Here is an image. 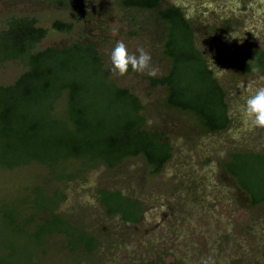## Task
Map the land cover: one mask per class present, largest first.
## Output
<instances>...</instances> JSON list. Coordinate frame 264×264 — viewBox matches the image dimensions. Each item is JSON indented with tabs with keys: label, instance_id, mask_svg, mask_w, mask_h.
I'll use <instances>...</instances> for the list:
<instances>
[{
	"label": "rangeland",
	"instance_id": "obj_1",
	"mask_svg": "<svg viewBox=\"0 0 264 264\" xmlns=\"http://www.w3.org/2000/svg\"><path fill=\"white\" fill-rule=\"evenodd\" d=\"M79 2L83 16L78 21L70 14L72 8L50 0H0V28L10 15H34L49 29L41 48L92 39L111 68V51L123 41L130 54L138 55L143 48L151 55L156 75L166 72L156 36L148 29L130 33L131 20L118 0ZM163 3L184 10L209 63L212 59L224 69L219 79L228 91L232 125L221 132L206 131L188 114L164 106L162 89L151 88L146 73L112 72L121 85L142 96L149 124L166 132L173 157L158 173L143 157L128 158L113 169L104 164L87 167L81 159L53 165L35 160L12 167L0 164V264H264V202L251 205L223 168L232 151H264V128L246 123L241 111L251 91L264 87V69L254 70L251 55L264 49V17L254 15L252 0ZM57 18L74 20L72 31L52 29ZM247 27L258 37L245 32ZM231 32L244 36L243 41L230 39ZM21 70L18 62L0 63V83H11ZM102 188L122 189L138 200L139 222L109 214L99 200ZM57 189L67 197L56 213L99 238L91 252L84 245L76 247L80 232L60 223L45 224L49 212L42 205L53 201L48 203L43 194Z\"/></svg>",
	"mask_w": 264,
	"mask_h": 264
},
{
	"label": "trees",
	"instance_id": "obj_2",
	"mask_svg": "<svg viewBox=\"0 0 264 264\" xmlns=\"http://www.w3.org/2000/svg\"><path fill=\"white\" fill-rule=\"evenodd\" d=\"M50 1L72 8L74 20L82 19L80 0ZM118 5L131 20L130 33L148 29L156 36L167 69L148 76V85L162 89L164 106L188 114L206 131L229 129L228 91L214 76L195 25L184 10L163 0H118ZM74 20L57 18L51 28L71 32ZM48 31L34 15H10L0 28V63L22 66L14 81L0 83V164L12 167L35 160L53 165L81 159L87 167L104 164L113 169L128 158L143 157L153 172H160L173 157L174 146L165 131L149 124L139 92L112 76L105 52L92 39L39 47ZM251 55L254 70H263L264 49ZM223 168L251 205L264 202V151H232ZM43 195L48 203L53 201L42 205L49 212L45 224L60 223L80 232L76 247L94 250L97 236L56 213L66 193L57 189ZM99 200L109 214L139 222L140 202L124 190L102 188Z\"/></svg>",
	"mask_w": 264,
	"mask_h": 264
},
{
	"label": "clouds",
	"instance_id": "obj_3",
	"mask_svg": "<svg viewBox=\"0 0 264 264\" xmlns=\"http://www.w3.org/2000/svg\"><path fill=\"white\" fill-rule=\"evenodd\" d=\"M173 2L175 3V0ZM250 8L253 9L255 16L264 17V0H252ZM186 18L190 17L186 16ZM244 31H251L257 36V33L251 27L245 28ZM243 37L233 32L229 34L230 39H237L240 42L243 41ZM110 60L112 65L111 71L120 76L127 74L130 67L134 72L146 73L149 76H155L158 71L156 67L152 66V57L149 53L143 48H140L138 49V55L136 53L130 54L123 41H117L111 51ZM211 62V66L215 68L214 76L216 78L223 77L225 74L224 69L217 67L212 59ZM241 111L246 123L250 122L253 127L264 128V87H259L251 91V94L241 106Z\"/></svg>",
	"mask_w": 264,
	"mask_h": 264
}]
</instances>
